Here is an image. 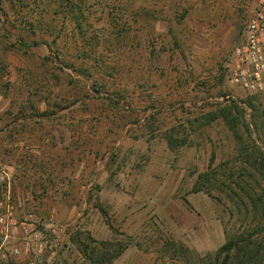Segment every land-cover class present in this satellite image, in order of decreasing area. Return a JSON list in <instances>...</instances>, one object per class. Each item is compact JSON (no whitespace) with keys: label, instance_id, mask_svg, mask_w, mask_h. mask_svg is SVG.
Instances as JSON below:
<instances>
[{"label":"rangeland","instance_id":"obj_1","mask_svg":"<svg viewBox=\"0 0 264 264\" xmlns=\"http://www.w3.org/2000/svg\"><path fill=\"white\" fill-rule=\"evenodd\" d=\"M96 1L83 34L53 19L49 48L18 46L0 14V218L20 227L0 264H207L230 240L264 264V207L220 184L250 182L241 147L264 152V94L228 83L252 0H130L120 21ZM234 103L240 140L202 125Z\"/></svg>","mask_w":264,"mask_h":264},{"label":"trees","instance_id":"obj_2","mask_svg":"<svg viewBox=\"0 0 264 264\" xmlns=\"http://www.w3.org/2000/svg\"><path fill=\"white\" fill-rule=\"evenodd\" d=\"M9 9L6 11L4 7L0 8V14L3 18H5L8 23V28L5 33H11L10 30H15L17 32L15 37V43L21 48H28L29 46H45L49 48L50 44L47 40L43 39V36H53L56 32L54 26H52L51 22L57 16L62 15V19H68L69 23L73 26V29L78 30L79 33L83 34L84 26L90 27L88 23V16L94 11L95 6H100L101 4L96 0H9ZM117 1V2H116ZM133 5L132 1L121 2L120 0H108L104 4V9L109 11L108 16H111L110 19L120 21V18L113 14L116 12L125 13L129 7ZM8 12H13V19L8 21L7 15ZM135 12V11H134ZM50 19V21H49ZM136 22V20H133ZM64 22V21H63ZM127 23V22H124ZM123 23V24H124ZM128 26L130 24L128 23ZM39 33L38 37L27 39L30 36H35ZM57 37L53 39L55 40ZM30 40V41H28ZM85 56L86 53H84ZM247 109L253 110V113L258 112L254 105L251 102L247 104H243ZM238 106L236 103L224 107L219 111V114L213 113L207 115L202 125L207 126L214 121L218 117L224 121L227 127L232 132L233 136L240 140L239 131L236 130V120L233 117V112L237 111ZM262 131L264 136V119L262 121ZM168 144L172 145V143L168 140ZM260 149H253L252 151L249 148L241 147L239 149V154L244 156V160L242 163L244 166L238 167L239 171L245 172L250 178V182L246 179L241 178V174L238 175V178H233V172L231 170L225 171L223 170V176H226L225 181H220V184L227 185L230 193L235 194L236 198L244 202L246 199V203L248 202L251 212H258L259 207H264V152L261 153ZM252 170L249 171V170ZM217 171H213V173L206 174L202 173L198 176V183L209 184L213 182L214 186H218L217 180ZM232 175V176H231ZM251 183H254L252 185ZM204 187H198L196 185L194 187V191L198 192L203 190ZM258 188L260 191H257ZM206 190V189H205ZM238 191L237 194L234 192ZM241 193V194H240ZM78 236V233L76 234ZM73 242L76 243L79 240L78 237H73ZM77 244V243H76ZM80 244H77V248L79 252L85 255V250L80 249ZM101 245L104 246V243ZM252 243L244 242V241H235L230 240L221 246L213 255L206 256L207 264H262L263 260L260 258L258 253L254 251L251 247ZM111 253L109 254H101L100 256H94L91 260V264H110L113 261V258L116 257ZM236 259V262L233 263V259ZM220 262V263H219Z\"/></svg>","mask_w":264,"mask_h":264},{"label":"built area","instance_id":"obj_3","mask_svg":"<svg viewBox=\"0 0 264 264\" xmlns=\"http://www.w3.org/2000/svg\"><path fill=\"white\" fill-rule=\"evenodd\" d=\"M228 83L249 95L264 94V0H252L243 38L232 52ZM11 207L7 206L9 213ZM0 218V230L8 228ZM17 254L16 249L12 251Z\"/></svg>","mask_w":264,"mask_h":264},{"label":"crops","instance_id":"obj_4","mask_svg":"<svg viewBox=\"0 0 264 264\" xmlns=\"http://www.w3.org/2000/svg\"><path fill=\"white\" fill-rule=\"evenodd\" d=\"M12 226H8V228L4 231L0 230V256L4 257L5 256V253H4V249L9 246L11 243L14 244L13 246L16 247V243H18V239L17 238H20L19 235H20V231H18L20 229L19 226H14L13 229H14V234L10 236L8 235L9 232L7 231L9 228H11ZM17 233V235H15ZM11 240V241H10ZM10 249H8L9 251ZM6 252H7V249H6ZM12 253V252H11ZM10 254V253H9Z\"/></svg>","mask_w":264,"mask_h":264}]
</instances>
